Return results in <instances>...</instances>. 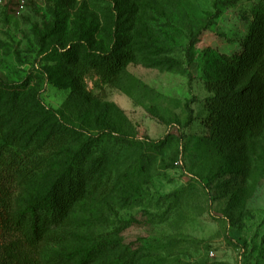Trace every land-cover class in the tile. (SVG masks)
Returning a JSON list of instances; mask_svg holds the SVG:
<instances>
[{
	"label": "rangeland",
	"instance_id": "obj_1",
	"mask_svg": "<svg viewBox=\"0 0 264 264\" xmlns=\"http://www.w3.org/2000/svg\"><path fill=\"white\" fill-rule=\"evenodd\" d=\"M262 12L264 0H0V83L27 102L24 112L0 109V148L36 139L25 151L46 164L14 187L15 207L83 155L96 172L65 226L34 247L38 258L75 264L101 243L89 264H264V121L238 137L216 133L206 106L215 88L247 81L226 78V57ZM111 32L129 36L132 61L111 82L87 73L85 92L73 91L58 50H105ZM36 96L59 113L38 115ZM57 115L74 136L38 147Z\"/></svg>",
	"mask_w": 264,
	"mask_h": 264
},
{
	"label": "trees",
	"instance_id": "obj_2",
	"mask_svg": "<svg viewBox=\"0 0 264 264\" xmlns=\"http://www.w3.org/2000/svg\"><path fill=\"white\" fill-rule=\"evenodd\" d=\"M238 1L216 0V3L233 7ZM196 41V37H193L187 44V62L192 59ZM127 43L128 35L117 36L111 32L105 50H95L87 42H77L69 48L59 49L57 60L68 69L71 89L85 92L83 79L89 72L99 75L105 82H111L132 61L131 51L123 49ZM226 62V78L231 82L241 81L245 77L248 79L237 90L229 86L214 89L213 96L206 103L207 122L216 133L221 129L238 137L250 128L256 129L264 121V12L255 16L253 29L249 31L241 49L226 57ZM18 91L16 86L0 83V109L4 106L13 113L24 112L23 107L27 102ZM32 101L40 116L59 113L45 109L37 96ZM185 107L187 124L193 120L194 112L188 104ZM51 119L53 123L48 132L38 138L37 145L59 149L74 136V126L58 115ZM39 132L37 130L35 133ZM113 136L116 140L123 139L120 135ZM94 138L89 135L87 142L94 141ZM36 141L33 139L25 148H0V264H46L36 256L34 247L65 226L73 205L86 196L87 183L96 175L93 168L85 166L84 155L76 157L49 182L42 193L31 197L22 208L17 209L13 203L14 187L32 182L46 165L44 159L34 161L36 158L25 151L29 147L31 149ZM160 142L162 140L153 144ZM103 251V245L96 243L80 251L75 264H89Z\"/></svg>",
	"mask_w": 264,
	"mask_h": 264
},
{
	"label": "built area",
	"instance_id": "obj_3",
	"mask_svg": "<svg viewBox=\"0 0 264 264\" xmlns=\"http://www.w3.org/2000/svg\"><path fill=\"white\" fill-rule=\"evenodd\" d=\"M26 0H19V5L22 6Z\"/></svg>",
	"mask_w": 264,
	"mask_h": 264
}]
</instances>
